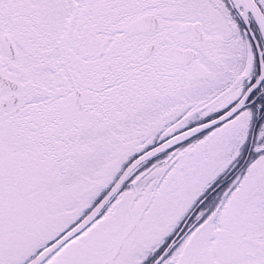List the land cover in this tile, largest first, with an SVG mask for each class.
Segmentation results:
<instances>
[{
  "label": "snow or ice",
  "instance_id": "6c2138e0",
  "mask_svg": "<svg viewBox=\"0 0 264 264\" xmlns=\"http://www.w3.org/2000/svg\"><path fill=\"white\" fill-rule=\"evenodd\" d=\"M0 264H264V0H0Z\"/></svg>",
  "mask_w": 264,
  "mask_h": 264
}]
</instances>
